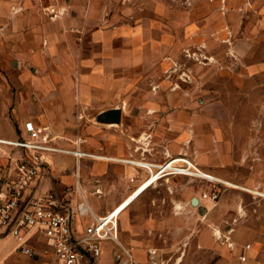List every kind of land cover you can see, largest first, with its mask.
Listing matches in <instances>:
<instances>
[{"label":"rangeland","instance_id":"1","mask_svg":"<svg viewBox=\"0 0 264 264\" xmlns=\"http://www.w3.org/2000/svg\"><path fill=\"white\" fill-rule=\"evenodd\" d=\"M95 11L101 20L91 18L97 29L85 45L54 48L34 62H0L6 116L13 120L20 107L50 128L57 147L81 144L84 153L112 158L51 156L44 177L57 181L54 164L67 180L47 192L70 210L84 197L102 215L152 174L124 161L188 160L235 186L156 174L121 215L120 244L107 242L94 264H151L152 250L157 264H244L240 251L264 227L254 212L264 196L248 190L264 194V0H100ZM116 110L119 122L109 117ZM0 145L8 169L24 150ZM211 192L219 194L214 204L203 199Z\"/></svg>","mask_w":264,"mask_h":264},{"label":"built area","instance_id":"2","mask_svg":"<svg viewBox=\"0 0 264 264\" xmlns=\"http://www.w3.org/2000/svg\"><path fill=\"white\" fill-rule=\"evenodd\" d=\"M25 129L27 137L0 139L1 144L24 150L0 179V230L16 239L24 254L43 258V264H94L101 259L107 242L120 244L119 220L122 211L117 208L106 214H97L84 197L77 208L70 210L56 193L49 191L42 194L37 190V181L49 166L52 155L65 153L78 159L94 155L80 149L71 151L57 147L56 138L48 128H37L28 122ZM79 152L82 153L79 155ZM153 166L158 176L165 173L189 175L234 186L209 174H201L195 165L185 159ZM203 199L214 204L219 194L205 193ZM77 219L88 220L80 231L76 229ZM33 238L44 248L30 246L28 243ZM150 260L151 264H157L156 251H150ZM241 260L246 261L247 256L243 255Z\"/></svg>","mask_w":264,"mask_h":264},{"label":"crops","instance_id":"3","mask_svg":"<svg viewBox=\"0 0 264 264\" xmlns=\"http://www.w3.org/2000/svg\"><path fill=\"white\" fill-rule=\"evenodd\" d=\"M99 5L100 0H0V55L9 56V59L3 58L0 59V62H34L38 60V56L53 55L55 53L54 48L85 45L87 32L97 29L90 24V21L96 16L95 9ZM96 17L101 20L99 15ZM100 25L98 23V26ZM239 46L237 48H240ZM233 50L235 51L236 48L233 47ZM250 73H256V68L250 70ZM13 118L11 120L8 115L6 116V108L4 104H0L1 140H16L27 137L25 125L28 122L40 128L36 118L31 114H23L20 107L16 108ZM5 125L11 128V132L4 129ZM49 131L51 132L50 128ZM245 141L247 140H243V142ZM80 146L81 144L78 146L79 149ZM5 147L0 145V178L7 172L9 164ZM52 165L55 171L54 177L57 181L59 178L63 180L57 182L51 179L50 181L42 174L37 181L39 193H46L48 188L62 187L67 180L65 175L60 177V173L54 164ZM243 165L246 166V163ZM255 203L254 212L257 213V217H264V198ZM237 206L239 208L238 217H243L246 221L248 204L245 200H240ZM75 223L76 229L80 231L88 223V220L80 221L77 219ZM263 228L255 232L253 239H258L254 245L247 250L240 251L239 260H241L242 254L247 256V260L242 261V263L264 264ZM259 239L262 241H258ZM28 244L39 249L44 248V245L36 241V238L31 239ZM109 249L110 246L105 245L103 253ZM229 255L231 254L229 253ZM7 258H16L13 264H43L44 261L41 257L35 258L24 254L20 243L8 233L0 230V264Z\"/></svg>","mask_w":264,"mask_h":264},{"label":"bare ground","instance_id":"4","mask_svg":"<svg viewBox=\"0 0 264 264\" xmlns=\"http://www.w3.org/2000/svg\"><path fill=\"white\" fill-rule=\"evenodd\" d=\"M82 152H79V155ZM97 158H102V159H112V158H108V157H102V156H94ZM124 161V160H122ZM126 163H131V164H135L139 167L148 169L150 172H152L151 176H149L141 185H139L124 201H122V203H120V205H118L115 209L119 208V211H122V213L129 207L131 206L135 201H137V199L142 196L150 187L153 186V184L159 179V177H156V173L153 172V165L150 164H141V163H137V162H131V161H124ZM200 170V169H199ZM201 174H204L203 171L200 170ZM235 186V185H234ZM237 187V186H236ZM250 192H254L260 196H264V194H259L260 192L258 191H253V190H249Z\"/></svg>","mask_w":264,"mask_h":264},{"label":"water","instance_id":"5","mask_svg":"<svg viewBox=\"0 0 264 264\" xmlns=\"http://www.w3.org/2000/svg\"><path fill=\"white\" fill-rule=\"evenodd\" d=\"M109 117H110V119H112L113 121H115V122H119V121L121 120V112L118 111V110L113 111V112H111V114L109 115ZM192 204H193L194 206L199 205V200H198L197 198H194Z\"/></svg>","mask_w":264,"mask_h":264}]
</instances>
